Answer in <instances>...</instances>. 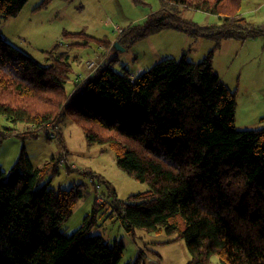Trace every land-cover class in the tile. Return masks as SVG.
I'll list each match as a JSON object with an SVG mask.
<instances>
[{
  "label": "trees",
  "instance_id": "1",
  "mask_svg": "<svg viewBox=\"0 0 264 264\" xmlns=\"http://www.w3.org/2000/svg\"><path fill=\"white\" fill-rule=\"evenodd\" d=\"M28 1L0 0V18L17 16ZM241 3L162 0L159 12L118 35L124 48L174 29L194 40L208 35L217 41L214 49L200 62L184 53L134 78L128 70L114 69L116 56L95 74L76 79L71 93L69 51L89 46L93 38L65 33L41 65L0 36V75L11 83L0 91V115L27 125L20 137L36 139L69 117L82 126L89 145L112 150L122 171L149 185L125 201L113 190L115 201H97L82 227L67 234L62 225L83 196L81 186L55 189L51 181L42 183L59 171V160L36 167L23 151L8 172L0 167V264H122L123 244L92 231L102 207L129 235L145 230L185 241L186 264H210L214 256L219 264H264V126L236 128V94L213 66L220 40L264 34L242 15ZM182 9L215 15L222 25L217 30L195 26L183 19ZM72 37L82 40L70 44ZM93 40L102 50L110 45ZM260 121L264 124V116ZM14 132L0 128L4 136ZM141 259L125 264H141Z\"/></svg>",
  "mask_w": 264,
  "mask_h": 264
},
{
  "label": "rangeland",
  "instance_id": "2",
  "mask_svg": "<svg viewBox=\"0 0 264 264\" xmlns=\"http://www.w3.org/2000/svg\"><path fill=\"white\" fill-rule=\"evenodd\" d=\"M43 1L29 0L17 16L7 20L0 18V36L39 64H46L45 53L52 50L65 33H84L110 43L107 50H102L92 39L89 46H75L69 51L73 73L67 84L68 93L74 89L78 75L85 79L95 74L106 60L116 56L119 62L114 69L118 72L128 70L134 78L165 59L178 60L184 53L189 61L200 62L217 43L208 35L194 40L178 30L164 29L141 38L124 51H116L113 44L118 41V35L159 12L163 8L162 0H74L71 3L54 0L42 8ZM241 11L253 27L264 32V0H242ZM181 16L201 28L217 30L222 25L219 17L193 9H182ZM72 38L67 42L80 43L82 40ZM90 64L94 67L90 68ZM213 66L221 81L236 94V128L263 127L260 119L264 116V34L244 41L220 40ZM2 76L0 91L11 84L8 80L3 81ZM4 127L15 132L5 136L0 134V167L3 170L8 172L25 151L36 167L52 158L59 160V171L46 176L42 183L51 181V187L55 189L81 186L83 196L62 225V231L67 234L82 227L95 209L99 196L104 198L103 203H112L115 201L113 190L116 199L125 201L149 189L147 183L131 178L120 169L112 150L102 151L106 147L89 145L82 126L69 117L55 129L40 131L36 139L23 140L19 135L27 125L11 123L0 115V128ZM95 229L107 242L117 240L123 244L122 264L134 261L138 256H142L141 264H186L190 261L189 250L182 239L145 230L129 235L116 217L106 213L105 207L98 208L93 233ZM210 264H219L218 256H214Z\"/></svg>",
  "mask_w": 264,
  "mask_h": 264
},
{
  "label": "water",
  "instance_id": "3",
  "mask_svg": "<svg viewBox=\"0 0 264 264\" xmlns=\"http://www.w3.org/2000/svg\"><path fill=\"white\" fill-rule=\"evenodd\" d=\"M113 47L116 51L126 50L118 41L114 42Z\"/></svg>",
  "mask_w": 264,
  "mask_h": 264
},
{
  "label": "built area",
  "instance_id": "4",
  "mask_svg": "<svg viewBox=\"0 0 264 264\" xmlns=\"http://www.w3.org/2000/svg\"><path fill=\"white\" fill-rule=\"evenodd\" d=\"M89 67H90V68H93L94 65H93V64H90ZM103 197H104V196H103ZM103 201H104V198H102V197L99 196V197H98V202H99V203H103Z\"/></svg>",
  "mask_w": 264,
  "mask_h": 264
},
{
  "label": "crops",
  "instance_id": "5",
  "mask_svg": "<svg viewBox=\"0 0 264 264\" xmlns=\"http://www.w3.org/2000/svg\"><path fill=\"white\" fill-rule=\"evenodd\" d=\"M86 75H87V74H86ZM86 77H87V76H86ZM78 78L81 79L80 75H78ZM78 78H77V79H78ZM82 79H83V78H82ZM263 86H264V85H263ZM248 92L253 93L252 90H249Z\"/></svg>",
  "mask_w": 264,
  "mask_h": 264
}]
</instances>
